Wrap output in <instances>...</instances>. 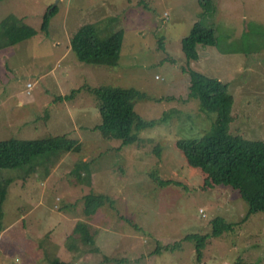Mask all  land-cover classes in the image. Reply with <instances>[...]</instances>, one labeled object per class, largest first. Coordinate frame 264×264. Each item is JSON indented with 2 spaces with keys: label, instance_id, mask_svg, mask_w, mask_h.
<instances>
[{
  "label": "rangeland",
  "instance_id": "obj_1",
  "mask_svg": "<svg viewBox=\"0 0 264 264\" xmlns=\"http://www.w3.org/2000/svg\"><path fill=\"white\" fill-rule=\"evenodd\" d=\"M211 1L204 18L198 0H0V22L12 13L38 32L0 50V140L77 141L33 156L31 169L1 172L0 264H264V213L248 216L231 186L204 184L176 146L211 135L216 119L190 97L188 70L229 85L231 134L264 141V0ZM52 5L60 11L47 35ZM199 21L214 28L216 45L199 46L198 61H188L182 40ZM88 27L111 45L102 50L108 63L86 64L74 52L72 38ZM103 86L147 96L135 102L137 122L154 123L134 129L133 144L100 128L90 90ZM90 194L102 202L96 210ZM216 217L232 228L202 254L195 241L158 254L210 234ZM86 228L94 245L79 239Z\"/></svg>",
  "mask_w": 264,
  "mask_h": 264
},
{
  "label": "trees",
  "instance_id": "obj_2",
  "mask_svg": "<svg viewBox=\"0 0 264 264\" xmlns=\"http://www.w3.org/2000/svg\"><path fill=\"white\" fill-rule=\"evenodd\" d=\"M198 1L203 9L204 18H207L208 14L214 13L215 9L211 0ZM59 11V6L52 5L45 13L41 30L47 35L50 33L51 21ZM37 34V30L10 13L0 22V50L24 42ZM215 45L214 28L207 26L202 21L196 23L190 34L182 40V50L188 61H198L199 46L211 47ZM109 46L111 45L98 44L95 38V29L90 27L81 29L72 38L74 52L79 60L86 64L108 63V56L105 57L102 50L105 47L110 50ZM110 52L111 56L118 58L119 51L111 50ZM187 72L190 78V97L198 100L204 112L216 114V119L211 135L199 139L178 140L176 146L181 149L190 165L203 171L205 174L204 184L231 186L237 189L241 197L250 205L248 216L264 213V141L251 140L230 133V125L233 122L234 97L230 93L227 83L209 78L194 70ZM77 92L78 90H73L66 98H74ZM90 92L99 101L100 128L107 131H118L123 146L137 141L138 136L137 133L133 134L134 129L139 132L142 128L154 123H146L142 119L137 122L139 116L135 112V102L145 99L147 96L135 89L103 86L99 89H92ZM76 145L77 141L69 139L67 136L37 140L16 138L0 140V181L2 179L1 172L4 169H28L33 156L46 152L70 151ZM87 164L85 161L79 162L76 168L86 167ZM88 182L90 181L88 180ZM160 182L168 185L174 181L160 180ZM92 198L98 201L96 210L102 202L98 196L90 194L87 204ZM231 228L232 225L225 223L222 218L216 217L211 220L210 234L188 235L182 241L162 248L158 247V254H162L163 251L175 252L182 248L183 242L195 241V249L200 255L210 238L220 236ZM81 233H84V236L79 239L83 243L94 245L93 236L87 228Z\"/></svg>",
  "mask_w": 264,
  "mask_h": 264
}]
</instances>
